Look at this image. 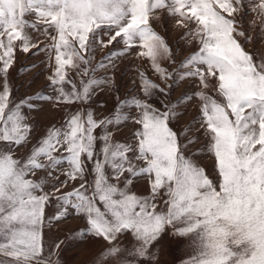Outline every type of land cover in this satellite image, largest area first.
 Segmentation results:
<instances>
[{"label": "snow or ice", "instance_id": "6c2138e0", "mask_svg": "<svg viewBox=\"0 0 264 264\" xmlns=\"http://www.w3.org/2000/svg\"><path fill=\"white\" fill-rule=\"evenodd\" d=\"M29 53L47 85L21 96ZM95 243L87 264H264V0H0V264Z\"/></svg>", "mask_w": 264, "mask_h": 264}, {"label": "rangeland", "instance_id": "374dc122", "mask_svg": "<svg viewBox=\"0 0 264 264\" xmlns=\"http://www.w3.org/2000/svg\"><path fill=\"white\" fill-rule=\"evenodd\" d=\"M174 21L168 20L167 27L168 31L170 33L169 35V41L174 42L175 40L180 38L181 32L176 31L173 29ZM255 35V34H253ZM36 36L34 35V39ZM42 39V37H41ZM108 50H105L104 52L98 53L97 59L99 60L101 56L105 55ZM45 57L43 55L33 57L31 53L27 55L18 54V60L16 63V66L11 71V79L13 83L17 86L19 95L23 96L26 92L29 95L34 94L35 92L41 91L42 89L46 88L47 80L46 75L48 74L47 70L44 68H36L34 72L21 75L19 73V70L22 67H31L32 65L38 64L40 61H43ZM140 65V62L135 60L132 57H129L128 59L124 60L120 64V70L121 73H125V75H117V80L122 81L120 87H121V99L124 98V95L129 91V81L133 78L135 75V69ZM154 80H156V77H152ZM159 82V81H157ZM188 86L184 85L180 89L177 90L174 99L176 96H179ZM30 88V90H29ZM50 94V93H49ZM97 100L100 102H103L106 104V107L103 109L98 110V118L102 117L104 115H108L112 112L113 108V99L111 98V95H105L101 93L99 96L96 97ZM59 113L56 112H49L46 117H40V122L43 127V125H47L50 123H56L60 120ZM197 115V112L195 108H190L188 110V115L185 117V119L181 122L182 124L188 123L190 120L193 119ZM127 135V129L122 130L117 134L116 139L121 140L124 136ZM199 147V145L197 146ZM206 164L210 165L209 161H205ZM140 191H143V187L141 186ZM78 220H71L69 224L62 225L59 228V232L56 233L54 231L53 235L60 234L63 235L65 228L72 227L75 228L79 225ZM100 247H102V244L95 243V244H89L85 245L83 247H69L64 253V259L68 262V264H87L88 261H90L95 254V251H97ZM176 248L175 244H172L169 246L168 254L164 257L167 259L170 264L175 260V252L174 249Z\"/></svg>", "mask_w": 264, "mask_h": 264}]
</instances>
